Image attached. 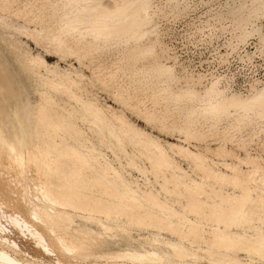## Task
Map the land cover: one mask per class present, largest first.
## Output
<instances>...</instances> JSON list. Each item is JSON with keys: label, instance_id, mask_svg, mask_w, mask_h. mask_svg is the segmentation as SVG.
<instances>
[{"label": "bare ground", "instance_id": "1", "mask_svg": "<svg viewBox=\"0 0 264 264\" xmlns=\"http://www.w3.org/2000/svg\"><path fill=\"white\" fill-rule=\"evenodd\" d=\"M31 1L0 0V46L29 80L0 104V264H264V158L252 147L264 151V77L245 72L241 88L231 64L205 71L230 81L177 70L160 19L185 14L190 0ZM212 19L228 22L227 49L250 64L235 59L241 69L258 70L247 48L256 39L264 54V0H234ZM20 37L90 75L50 65ZM89 87L181 144L101 105ZM30 88L43 90L39 102Z\"/></svg>", "mask_w": 264, "mask_h": 264}, {"label": "rangeland", "instance_id": "2", "mask_svg": "<svg viewBox=\"0 0 264 264\" xmlns=\"http://www.w3.org/2000/svg\"><path fill=\"white\" fill-rule=\"evenodd\" d=\"M162 1H163L162 3L165 4V1L167 0H162ZM31 2L36 3L35 0H32ZM108 3L109 1H107V4ZM233 3L234 0H190L189 5L191 8L187 12H185V14L180 16L170 14L160 19V27L162 34L164 35V36L162 35L161 40L164 43H166L168 47L172 49V53H175V55L178 57L179 62L182 65L177 67V70L179 72H181L183 69H186L191 73L195 72L194 74H198V73L204 74L208 78H210L212 75H215V78H220L221 81H225V80L230 81V77H226L225 79L224 76L222 75H218L213 72L205 73V71L208 69L211 70L219 67L227 68L228 65L232 64L231 62H236V61H240L243 66L250 65L243 63L241 60H239L240 58L237 52L232 53V51L227 49L226 42L228 39L231 38V34L229 32L231 30L229 28L228 30L226 29V27L229 26L228 22L212 19V16L215 13L223 11L228 4L232 5ZM209 20H210L209 23L212 24V30L214 32V37L212 38L211 41L210 39L206 38V35L209 33V27L207 26L208 25L207 21ZM20 40L27 43L29 49L34 55L40 54L43 57H45V59L48 61L50 65L58 64L62 69H70V66L73 65L76 68H81L86 75H90L89 70L80 67L79 63L73 57H67L64 58V60H62L60 55L56 53L54 54V52L52 51H48L42 48L41 46L35 45L34 42L28 40L27 38L20 37ZM255 40L256 39L250 40L247 50L252 54H256L254 58L255 61L254 65H257V68L258 67L262 68L264 67V54L260 56L257 53V48H256L257 40L256 41ZM0 43L3 44L1 41ZM1 47H3V45L0 46V72H1L0 81L6 85L9 84V89H10L9 92L3 91L2 97L0 95V104L2 106H5L6 105V102L4 101L5 99L7 101H11L10 99L12 97V93L10 95L11 90L13 91L14 89V91H17L18 89L20 90V92L22 91L18 81H20L25 77L23 80L29 87V80L28 78H26V76H24L25 74H23L21 68L19 67L18 62H16L12 54H10L5 49V47H3L4 49ZM108 51H111V56H109V59L112 61H116L120 57L121 47L112 45L108 50H105V52ZM227 53L230 54L229 56L231 58L230 63L229 61L223 62L222 59L220 58V55H226ZM241 54L244 55L243 52ZM11 59H13V61ZM140 66L142 65L138 64L137 66L135 67L133 66L132 68H139ZM13 74L14 75L16 74V76H13ZM3 76L5 77V79ZM221 81L220 83L223 84ZM15 82L16 84H14ZM255 85H253L252 87H255ZM10 86L12 88H10ZM29 91L31 92L32 101L35 100L39 102L40 94L43 92V90L39 89L40 92L38 94L33 93V90L31 88L29 89ZM89 91H92L93 94H95V97L97 98V100L101 105L110 106L116 111H123L127 119L131 121V123L145 130V132L151 133L152 135L160 138L164 142H168L169 144L170 143L181 144V142L177 141L179 140L178 139L179 135L177 134L173 135L166 132H161L157 128H155L154 125L147 124L144 120L137 117L135 113L123 107V105L117 102L113 97V95L108 93L107 91L102 90L98 87L97 88L89 87ZM6 94L8 96L10 95L11 97L9 96L10 97L9 98L8 96H5ZM62 98L65 99V97ZM183 139L184 138H182V141ZM210 144H211V148L213 149L218 147V145L212 143L211 141ZM182 145L189 146L186 143H182ZM189 147L194 151L197 149H200L202 151L206 148V144L197 143L193 141L191 142ZM229 147L233 148L231 145H229ZM252 147L253 149H256L260 155H263L262 157L264 158V151L261 146L253 145ZM234 150L240 156L242 157L245 156L244 151L238 149H234ZM177 160L180 162L181 166L187 172L193 174L189 169L188 163L186 161H184L179 157H177ZM133 175L135 177L139 176L137 172H133ZM193 176L195 177V175ZM144 234L146 236L147 232H144ZM164 235L166 234L164 233ZM241 256L244 257L245 255L241 254ZM94 263L95 262L93 263L91 262V264ZM103 264L106 263L104 262ZM110 264H114V262H111Z\"/></svg>", "mask_w": 264, "mask_h": 264}, {"label": "built area", "instance_id": "3", "mask_svg": "<svg viewBox=\"0 0 264 264\" xmlns=\"http://www.w3.org/2000/svg\"><path fill=\"white\" fill-rule=\"evenodd\" d=\"M242 65L237 64L236 62H232L231 64V73L236 75V86L244 88L245 85H247L249 82L247 80V77L245 76V72L248 73L251 77H254L256 79H262L264 77V67L259 68L258 70H248L244 71L243 68L241 69ZM224 70V69H220ZM247 80V81H246Z\"/></svg>", "mask_w": 264, "mask_h": 264}]
</instances>
